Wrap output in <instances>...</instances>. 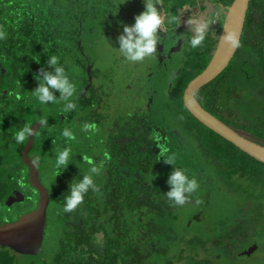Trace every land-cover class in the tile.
Segmentation results:
<instances>
[{
  "label": "flooded vegetation",
  "instance_id": "flooded-vegetation-1",
  "mask_svg": "<svg viewBox=\"0 0 264 264\" xmlns=\"http://www.w3.org/2000/svg\"><path fill=\"white\" fill-rule=\"evenodd\" d=\"M87 1L88 7L85 11L91 14V25L88 26L89 28L86 29V32L90 30L89 33L97 30L101 31L102 28V31L108 34L104 35L106 37V44L104 46L102 45V49L98 48L96 53L94 52L92 54L90 52L83 53L87 60L89 57L91 58H89L90 60H88L86 65V76H72L70 80L76 86V92L71 98V102L77 104L76 99L81 101L80 107L78 106L75 109H88V115H86L84 119L86 124L92 125L100 131V135L94 142L86 141L88 138L87 135L83 136L86 140L79 138L85 144V149L81 150L78 148L75 149V151L71 150L70 163H74V168L76 167L74 170L79 171L85 169V171H89L90 167L96 166L99 169V173L93 177L94 181L97 179L99 180L100 177L107 180L112 179L118 181L120 179V174L124 173L122 171L127 169L126 167H122V169L120 166L122 159H126L123 152L130 147L135 148L136 145L138 146L136 150L130 148L131 156H133L135 152H139L142 148L147 149L153 144V147L162 150L161 155L163 154L165 158L174 156L173 153H167L168 149L182 147L185 153H190L193 156L196 155L198 159V156H201V154H197V152L193 151L192 144H187V142L190 141L189 137L185 135L184 132L178 131L176 127L166 128L168 131L167 133L175 135L176 141L173 143L169 139L168 141L166 140L167 133L164 132L162 126L155 124L152 120V108L157 107L158 102L166 98L169 102H175V104L177 100L181 108L183 107L186 109L183 99L184 92L190 81H185V70L190 72V69H192L191 71H195V77L204 70L210 62L213 51L215 50L217 38L222 28L227 5L219 4L217 6L215 3L207 0H199L195 5H182L177 8L178 22L180 23L178 27L177 24L169 23V18L174 16V10L170 6L175 0H161V11L164 16L163 27L165 30L163 32H158L160 43L157 45V52L153 56L146 58L143 62L133 64L124 60L116 50L119 48L118 37L123 32V27L120 25V22L122 21L125 25L134 24L135 16L144 11V0H131L130 5L134 7L128 11H124L122 9L124 4H120L119 13L116 16H113L112 12L117 9L118 4L121 3L122 0ZM250 3L251 0L248 4L240 37V46L236 48L233 57L221 72L194 92V99L197 100L204 109L225 122L231 128L242 132L246 137L250 136L248 132L243 129H237L228 122V119L237 120V111L234 105L237 91L232 88L234 93L233 96H231V92L227 91V85L229 83L231 85V80L235 75L237 66L240 65V61L243 60V57L248 53L247 43L245 40L242 41V39L244 35L248 36L249 32H246L245 29L247 14L251 8ZM260 6L261 2H258L257 5L254 3L253 8L257 13H263L264 15V9H261ZM158 7L160 6L158 5ZM189 15H195L201 19L212 21L206 39L201 46L202 53H197L201 54L200 56H188L186 54L189 44L188 39L191 38V33L188 32L185 25V21ZM182 34L183 40H180L178 36ZM82 40H85L83 39V35L76 40L78 47L82 45ZM85 47L87 51L88 47L86 46V42ZM101 55L102 57L105 56V58H110L112 56L114 63H116L115 65H119L116 72L113 73L114 76H112L110 72L102 70L98 65ZM189 59L194 61L193 67L190 69L187 66V64L190 63ZM110 71H112V68H110ZM79 72L80 71L77 70V73ZM176 91H178L177 95ZM173 97H175V101L172 100ZM87 101L89 102L87 103ZM68 102L69 101L61 99L59 100V104L55 106L56 109L57 107H61L60 109L54 110L59 116V119L56 121L60 125L54 127L53 121H47L46 129L52 132L58 131L62 133L63 128H60L61 125L66 128L69 127L71 114L74 110L69 112L66 116V112L62 109L65 108ZM130 104H132L133 108L131 107L126 112L127 116L123 120H119L112 116V109L115 107H128ZM207 107H210V109ZM182 113H186L188 117H193L187 109L186 111L182 109ZM222 118H224L225 121ZM35 123L39 124V126L32 136V146L27 151V156L35 162L38 170V178L48 193L43 239L38 254L33 255L38 257L39 263L46 260V258H51V264H104L105 262L106 264H114L115 257L112 256L116 255L115 252H117V264H190L191 249L197 247L198 249L195 250V260H201L204 264H217L218 261L225 257L222 255V252L227 258H232L233 261L238 257L237 242L233 239L234 236L237 237L236 228H233V230L230 228L229 234L233 236H229V238L226 239L224 249L222 247L216 248L217 240L215 241V238L207 241L203 240L199 243L196 234L190 232L182 236L184 239L192 238L194 242H184L180 239V234L184 230V227L178 225L176 226L175 239L172 233L167 232L164 238L152 236L154 241L150 242L148 245L145 244V240L143 239L142 241H144V244H140L136 247L135 241L136 248L132 247V250L129 249L130 251L125 248V243L121 245L122 238L117 239L116 233L108 234L103 229H96L90 234L86 233L88 234L87 236L84 233V229L87 230L88 224L95 223L97 227L99 225H105L107 228H111L112 226H114V229L116 227L120 228L121 221L125 215L120 211L121 200L119 201L118 198H114L112 200L113 205L109 206L114 207V209L109 208V210H105L103 213L99 212L100 214H97L95 211H92V216L87 217L88 213L85 212V221L88 220L86 223L80 221L81 215L78 216L72 212H64L63 209H61L64 205L60 207L57 205V202L53 201L51 187L52 180L55 176L63 175L67 177L69 175L67 173L69 166L65 171L62 169L57 170L55 167L56 156L54 153H59L65 148H70L69 146H75L73 145V141L71 142V140L63 136H58L61 138V140L59 139L58 141H56L54 137L44 135L37 137V131L40 127H44L45 125H41L39 120H35L31 123L26 122V125L31 126ZM47 137L49 140H45ZM26 141L27 139L23 143L24 146ZM117 143L118 146L116 145ZM141 144L143 145L141 146ZM23 145L21 147V152L24 148ZM80 146H82V143H80ZM77 156L80 158L78 162L73 160L74 157ZM138 156H140V154ZM175 159L182 160L184 158L175 157ZM200 161L201 160L198 159L199 164ZM78 163L82 164V167H79ZM23 165V171H25L23 172L24 176L21 177L20 182L18 181V186L12 189L9 194L7 209L11 211L9 214L12 213V216L8 218L9 220L7 222L14 221L21 214L33 210L38 201V192L32 187L29 181V167L24 163ZM132 165L133 164L129 165L128 171H132L133 173ZM134 167L135 170H137L135 173L139 176L138 172L141 166L137 164V166L135 165ZM45 169H48L49 179L46 177L44 172ZM118 185L120 184L118 183ZM120 186L127 188L130 186V183L125 182V184L123 183ZM120 186H118V189H120ZM198 191L200 192V189H198ZM197 197H201V195L198 194ZM104 202L111 203V201L107 200H104ZM53 204L56 209L53 214L54 217H51L50 214ZM80 207H83V205L80 204ZM48 219L56 220L58 226H61L62 231L59 236L56 235L54 238L47 232L49 226ZM3 222V220H0V223ZM232 223H234L235 227L237 226L236 219ZM181 224H184V222ZM76 232H79V234ZM100 233L103 235H100ZM114 235L115 237L112 239L111 236L113 237ZM169 237H172L174 240L168 244ZM75 243H77V245H74ZM108 243L114 245L112 246L111 252L107 250ZM115 244L118 245L117 248ZM154 245L157 246L154 248ZM158 245H161L163 248H160Z\"/></svg>",
  "mask_w": 264,
  "mask_h": 264
},
{
  "label": "trees",
  "instance_id": "trees-1",
  "mask_svg": "<svg viewBox=\"0 0 264 264\" xmlns=\"http://www.w3.org/2000/svg\"><path fill=\"white\" fill-rule=\"evenodd\" d=\"M198 1L175 0L170 7L174 10V16L178 17V7L185 4L195 5ZM207 1H211L218 6L219 4L229 5L233 0ZM258 2H261L260 8L264 9V0H251V8L247 14L245 29L246 32H249L248 36L244 35L242 39L247 43L248 53L240 61V65L237 66L231 85L230 83L227 85V91L231 92V96L234 93L232 88L237 91L236 102H234L237 120L228 119V122L233 127L248 132L250 134L248 137L251 139L264 144V15L263 13H257L253 8L254 3L257 5ZM87 7V0H0V31L5 33V38L0 39V206L7 204L8 207L9 194L12 189L18 186V181L20 182L21 177L24 176V165L21 162V147L23 144L15 142L13 138L15 132L24 127L26 122L31 123L40 119L52 122L53 119H59L58 114L54 112L55 106L59 102L50 103L52 107L47 108L45 111L43 108L41 109L42 104L32 94V90L38 86L34 74L39 73L41 69L52 71L47 64V60L50 56L55 55L59 57V63L65 68L70 80L72 76H86V65L91 58L89 57L90 59L87 60L83 54L87 52L85 50V40H82L80 47H78L76 40L82 35L83 39L85 35L87 38V34L91 31L86 32L88 26L91 25V14L85 11ZM77 70L80 72L77 73ZM247 82L253 88H251L252 93L249 98L245 99L246 92L243 88ZM54 94L57 97L59 96V92ZM245 107L249 112L243 114L241 110ZM207 108L210 109V107ZM182 109L186 111L185 108L182 107ZM189 118L208 132V136L196 137L197 145L199 149L201 148L203 155L198 156V159L201 160L199 164L196 155L186 153L188 154L187 159H175V167L186 170L189 178H196L200 192L193 193L189 202L183 206L173 205L163 195L170 190L167 179L173 170V166L164 162L165 157L163 154L161 155L162 150L153 147V144H151L149 148H142L131 156L130 150H136L138 146L136 145L135 148L130 147L131 149L127 146V150L123 152L126 159H122L120 163L121 168L126 167L127 169L122 171L124 173L120 174V179L115 181L100 177L99 180H95L94 182L99 191L92 192L90 190L85 195L82 203L83 207L79 205L74 210L75 212L72 211L73 214L81 215L80 221L86 223L88 220L85 221V212L88 213L87 217H91L92 211L100 214L105 210H109V208L114 209V207L109 206L113 205L112 200L114 198H118L119 201L121 200L120 211L125 214L120 228L116 227L114 229V226L107 228L105 225L97 227L95 223L88 224L87 230L84 229L85 234H90L96 229H103L108 234L116 233L117 239L122 238L121 245L125 243V248L128 250L135 247V241L136 247L144 244L143 239L145 244L148 245L154 241L153 237L164 238L167 232L172 233L175 239L176 226L179 224L177 213L180 211L191 213L189 218L184 221V230L191 226L192 221L201 217L203 204L209 200V198L206 200L201 193L210 192L212 189L211 184L214 189H217L213 175L219 174L220 178L221 173L224 171L223 176L228 175L231 178H238L245 184L255 186L259 183L264 184V163L251 157L195 118ZM222 119L225 121L224 118ZM43 135L54 137L56 141L61 140L58 136H63L61 132L49 131L46 129V125L40 127L36 134L37 137ZM45 140H49L48 137ZM116 145L118 146V143ZM57 154L54 153L56 157ZM139 154L140 156H138ZM79 159V156H77L73 160L78 162ZM130 164H133V173L128 171ZM137 164L141 166L138 172L139 176L135 173L137 170L134 166H137ZM209 164L213 166L216 174H208L211 173ZM78 166L82 167V164L78 163ZM75 168L74 163L71 162L69 170H67L69 174L67 177L63 175L55 176L52 180V199L60 207L64 205L65 197L68 195V186L73 177L79 180V178L82 179L83 175L88 174L85 169L75 171ZM203 175L204 177H202ZM202 179H204V182H202ZM117 182L120 185L125 184V182L130 183V186L125 188L118 185ZM202 183L204 184L202 185ZM118 186H120V189H118ZM198 194L201 197H197ZM263 197L264 195L260 193L259 201H262ZM104 200L111 201V203H106ZM256 207L264 208L261 204H256ZM192 208L194 213L191 212ZM239 210L240 213L235 218L242 221L239 224L236 221L237 237L234 236L233 238L237 242L238 252L240 250L239 243L245 241L249 244L252 243V235L248 231L253 226L250 224L252 220L245 219L249 215H244V209L240 208ZM220 226L222 225H218L217 229L219 238L216 241V248L222 247L224 249L226 239L233 235L227 231L224 232V228L222 229ZM76 233L79 234V232ZM186 233L180 234V239L184 242H194L192 238L184 239L182 235ZM86 235L88 236V234ZM114 237L115 235L111 236L112 239ZM174 239L169 237L168 244ZM198 242L201 243V240H198ZM74 245H77V243ZM112 246L114 245L109 244L107 250L111 252ZM117 246L115 244L116 248ZM156 246L154 245V248ZM158 246L163 248L161 245ZM196 249L198 247L191 249L189 263L204 264L201 260H195ZM9 250L11 249L4 246L0 248V264H14L13 254L16 252L11 250V253H9ZM115 253L117 255V252ZM116 255L112 256L115 257L114 264H117ZM222 255L225 256L224 259L227 258L223 252ZM236 258L233 264H239Z\"/></svg>",
  "mask_w": 264,
  "mask_h": 264
},
{
  "label": "rangeland",
  "instance_id": "rangeland-1",
  "mask_svg": "<svg viewBox=\"0 0 264 264\" xmlns=\"http://www.w3.org/2000/svg\"><path fill=\"white\" fill-rule=\"evenodd\" d=\"M131 0H128L127 3H125L122 7L124 11L131 10L133 8V5H130ZM103 29L101 28V31L97 30L92 33L87 34V40H86V35L84 37L86 42V46L88 47L87 52L96 53V50L98 48L102 49L103 46L106 44L105 40L106 37L104 35L108 34L105 31H102ZM189 44H188V49L186 50V54L188 56L192 55H201L197 54L198 52L202 53L201 47L193 49L190 47V39ZM103 45V46H102ZM190 63L187 64L188 68L190 69L193 67L194 61L192 59H189ZM113 61V57L111 56L110 58H105V56L102 57L98 62V65L102 70H105L106 72H110L112 76H114L113 73L116 72L117 70V65H115ZM111 66V67H110ZM110 68H112V71H110ZM190 72L185 70V81H191L194 78L195 71ZM252 85L247 82L244 84L243 90L246 92V98H249L250 94L252 93L251 90ZM181 90V89H180ZM176 91V95H177ZM175 97H173L172 100H174ZM175 101V100H174ZM76 107H80L81 101L76 99ZM53 104V103H52ZM52 104H46V105H41V109L47 110V108L52 107ZM132 107V104H130L128 107H115L112 109V116L119 120H123L127 116V111ZM61 107H57V109H60ZM133 108V107H132ZM56 109V110H57ZM64 111V108H62ZM153 116L152 120L155 124L162 126L164 129V132L167 133L168 131L166 130L167 127L170 128H177L178 131L180 130L181 132H184L185 135H187L190 139L189 142H187L188 145L192 144L193 151L195 150L197 154H202L201 148L199 149L197 142H196V137H205L208 136V132L205 131L203 127H201L199 124H197L195 121L190 119L186 113H182V108L179 105V103L176 100L175 102H169L166 98L163 101H159L157 107H153ZM49 111V110H48ZM242 113L244 114L245 112H249L247 110V107L243 108ZM66 112V116L68 115V111ZM71 114V113H70ZM88 115V109L83 108L82 110H76L74 109V112L71 114V119L69 121V129L74 133L75 139L71 140L73 141V146H69L72 151H75V149H81L84 150L85 144L83 143L82 140H86L83 136L87 135V140L88 142H94L97 137L100 135V131L96 129V127L90 129L89 131L85 132L83 131V126L86 124L85 122V117ZM113 117V118H114ZM151 117V115H150ZM52 119V116H51ZM54 127H58L60 124L56 121V119L52 120ZM60 128L63 130L66 128L65 126H60ZM80 138V139H79ZM172 141L173 143L176 141V137L174 134L167 133L166 135V140ZM80 143H82V146H80ZM194 143V145H193ZM24 146V145H23ZM167 153H173L174 157H179L184 159L188 158V154H186L183 151L182 147H176V148H171L170 150L168 149ZM203 155V154H202ZM209 169L211 173H208L209 175L211 174H216V172L213 169V166L209 164ZM25 172V171H23ZM47 179H49V172L48 169L44 170ZM223 173H221L220 178L219 174L213 175L214 180H215V186H217V189L213 188L212 184L211 186V191L207 193V191L202 192L201 194L204 195V198L207 200L209 198L208 202H205L203 204L202 208V213L201 217L197 220L192 221V224L190 227H187L186 230H183V232H189V231H194L190 233H195L196 238L198 240H209V239H214L215 241L219 238V235H217V229L218 225L222 229L224 228V232H229L230 228L233 230V228H236L234 223H232L235 219L238 222V224L242 221L241 219L235 218L239 215L240 213V208L244 209V215L246 216L249 215L248 218L245 217L247 220H252L250 222L251 226L248 231L249 234L252 235V243L249 244L247 241L243 243H239V253L241 254L242 251L247 249L250 245L256 243L257 248L253 250L251 253L248 255L241 254L238 256L236 261L239 264H264V208H257L256 204H261L264 206V197L262 201H259L258 197L259 194L264 195V184L261 185L260 183L255 185L251 184H245L242 180H238V178L235 177H229L228 175L223 176ZM217 176V177H216ZM204 177V175L202 176ZM202 182H204V179H202ZM204 183H202L203 185ZM208 186V185H205ZM204 186V187H205ZM209 186V187H210ZM204 189V188H203ZM209 196V197H208ZM194 208V207H193ZM193 208L191 209V212L194 213ZM56 207L53 204L52 210H51V217H54V211ZM7 209V204H2L0 206V220H3L4 222H7L11 216L12 213L9 214ZM261 212V214H259ZM177 219H178V226L183 227L185 224H181L184 222L187 218H189V214H191L189 211H180L177 213ZM243 215V216H244ZM55 219V218H54ZM48 219V229L47 232L50 234L51 237H56L60 235L61 233V226H58V222L56 220ZM224 224V225H223ZM244 224V223H243ZM246 225V224H245ZM196 226V227H195ZM244 226V225H242ZM58 227V228H57ZM188 229V230H187ZM190 229V230H189ZM228 229V230H227ZM226 230V231H225ZM237 230V229H236ZM223 232V231H222ZM223 236V235H222ZM212 243V242H211ZM210 243V244H211ZM3 247L0 245V248ZM5 247V246H4ZM8 248V247H7ZM10 249V248H9ZM56 249V245H55ZM54 249V250H55ZM9 253H11V250H9ZM13 253V252H12ZM14 257V264H51V258H46L43 262L38 261L37 256H27V255H21V254H13ZM233 259L231 258H225L221 259L220 261L217 262V264H231Z\"/></svg>",
  "mask_w": 264,
  "mask_h": 264
},
{
  "label": "clouds",
  "instance_id": "clouds-1",
  "mask_svg": "<svg viewBox=\"0 0 264 264\" xmlns=\"http://www.w3.org/2000/svg\"><path fill=\"white\" fill-rule=\"evenodd\" d=\"M128 0H122L118 4L117 9L112 12L113 16L118 15L119 5L127 3ZM158 5L160 7H158ZM169 23L177 24V16H171ZM212 21L201 19L195 15H189L185 21L188 32L191 33L190 47L193 49L203 45L206 35L209 32ZM123 27V32L118 37L119 48L116 49L120 56L130 63L143 62L146 58L153 56L157 52V45L160 43L158 32H163L165 29L164 16L161 11V0H144V11L135 16V22L132 25H125L120 22ZM183 40V34L178 36ZM5 38V33L0 31V39ZM224 42L233 48L240 46V41L235 33H228L224 37ZM39 63V62H37ZM48 66L52 71L40 70L34 74V79L38 81V86L32 90V94L40 104L46 105L49 103H58L59 100L69 101L66 103L64 111L71 112L76 108V104L71 102V98L76 92V86L70 81L66 74L65 68L60 65L59 57L53 55L47 60ZM59 92L57 97L54 93ZM18 98V97H17ZM41 125H46L47 120L40 119ZM94 128L92 125L85 124L83 131L87 132ZM33 127L25 125L20 130L15 132L14 140L17 144H23L27 138L33 135ZM63 137L68 140L75 139L74 133L65 128L62 132ZM70 148H65L57 154L55 167L57 170L65 171L70 163ZM166 164L172 165L173 170L170 172L167 184L170 190L164 193L168 201L175 206H183L189 202L190 196L196 193L199 189V183L196 178H189L186 170L175 167V157L168 156L164 158ZM91 163V162H90ZM99 173L96 166L89 168L88 174L82 176V179L76 180L73 177L68 186V195L65 197L64 212L74 211L80 204L83 203L85 195L91 190L98 192L99 188L94 182V176ZM75 181V182H73Z\"/></svg>",
  "mask_w": 264,
  "mask_h": 264
},
{
  "label": "water",
  "instance_id": "water-1",
  "mask_svg": "<svg viewBox=\"0 0 264 264\" xmlns=\"http://www.w3.org/2000/svg\"><path fill=\"white\" fill-rule=\"evenodd\" d=\"M250 0H233L226 6V13L223 19L222 28L217 38L213 55L208 65L193 80H191L184 92V104L189 113L201 124L214 131L251 157L264 163V144L246 137L239 130L228 126L225 122L215 117L204 109L194 99V92L212 80L228 64L233 57L236 48L224 42L228 33H235L240 41L241 33ZM6 92V90H4ZM39 124H32L34 132ZM33 136V135H32ZM32 136L27 138L22 150V160L29 167V181L32 187L38 192L36 207L16 220L0 223V245L12 249L14 252L26 255H37L43 239L44 219L48 204V193L38 178V170L35 162L27 156V151L32 146ZM100 235H103L100 233ZM257 248L256 243L250 245L241 254L248 255ZM239 254V255H241Z\"/></svg>",
  "mask_w": 264,
  "mask_h": 264
}]
</instances>
